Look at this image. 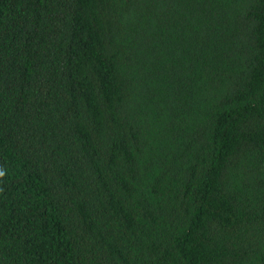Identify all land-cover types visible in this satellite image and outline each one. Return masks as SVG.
<instances>
[{
    "label": "trees",
    "instance_id": "obj_1",
    "mask_svg": "<svg viewBox=\"0 0 264 264\" xmlns=\"http://www.w3.org/2000/svg\"><path fill=\"white\" fill-rule=\"evenodd\" d=\"M0 264H264V0H0Z\"/></svg>",
    "mask_w": 264,
    "mask_h": 264
}]
</instances>
